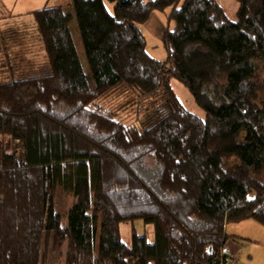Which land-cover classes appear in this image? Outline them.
I'll return each instance as SVG.
<instances>
[{"label":"trees","instance_id":"trees-1","mask_svg":"<svg viewBox=\"0 0 264 264\" xmlns=\"http://www.w3.org/2000/svg\"><path fill=\"white\" fill-rule=\"evenodd\" d=\"M235 1L230 21L217 0H71L88 74L62 7L30 13L43 66L0 33V264H38L50 238L64 264H226L228 224L264 227V0ZM167 9L163 63L140 27ZM57 188L72 199L64 223ZM131 221L154 243L127 246Z\"/></svg>","mask_w":264,"mask_h":264},{"label":"rangeland","instance_id":"rangeland-1","mask_svg":"<svg viewBox=\"0 0 264 264\" xmlns=\"http://www.w3.org/2000/svg\"><path fill=\"white\" fill-rule=\"evenodd\" d=\"M46 2V3H45ZM217 2L226 10L228 19H236L237 4L235 0H217ZM108 4V3H106ZM55 8L62 7L65 14L70 15L69 23L71 38L73 39L75 50H77L78 60L81 62L83 72L89 73L88 63L83 50L82 39L80 38L79 28H77L76 18L74 17L71 0H0V33L17 32L15 42L20 47L13 50L20 54V59L24 60L23 64H36L43 66L46 64L45 52L39 41L37 30H35L34 20L31 12L43 7ZM112 8V4H108ZM168 9L161 13L159 11L151 12L149 19L141 25L140 29L146 40V50L150 56L161 62H167L169 56V46L164 44V33L168 29H174V24L168 22ZM10 37V36H9ZM13 37H15L13 35ZM29 67L32 69L31 65ZM30 70V69H29ZM261 76L264 77V69L261 70ZM171 88L175 92L178 100L182 102L184 108L194 113L204 120L205 112H202L191 98L189 92L181 83L175 80L171 81ZM114 105L118 106L123 102L120 96L115 97ZM118 107H121V106ZM116 108V107H115ZM115 108L113 110H115ZM112 110V109H111ZM117 118L122 124H132L135 122V107L126 110H118ZM56 212L60 215L63 223L66 221L65 212L71 207L72 199L67 193L57 188L54 192ZM132 233L139 237H146L149 244L155 241L154 227L145 225L140 221L124 222L120 224V238L127 245L132 244ZM226 233L233 235L223 246V253L228 256L226 264H264V227L256 221L249 219L242 222H233L226 226ZM48 239V243L43 241L40 247L38 264H64L63 254L64 246Z\"/></svg>","mask_w":264,"mask_h":264},{"label":"crops","instance_id":"crops-1","mask_svg":"<svg viewBox=\"0 0 264 264\" xmlns=\"http://www.w3.org/2000/svg\"><path fill=\"white\" fill-rule=\"evenodd\" d=\"M46 3V2H45ZM32 13V12H31ZM223 250V249H222Z\"/></svg>","mask_w":264,"mask_h":264}]
</instances>
